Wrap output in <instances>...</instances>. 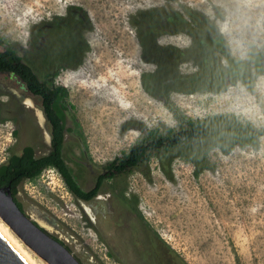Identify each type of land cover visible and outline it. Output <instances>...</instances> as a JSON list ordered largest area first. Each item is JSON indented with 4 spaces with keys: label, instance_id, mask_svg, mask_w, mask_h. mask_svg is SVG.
Instances as JSON below:
<instances>
[{
    "label": "rangeland",
    "instance_id": "1",
    "mask_svg": "<svg viewBox=\"0 0 264 264\" xmlns=\"http://www.w3.org/2000/svg\"><path fill=\"white\" fill-rule=\"evenodd\" d=\"M52 1L41 12H33L21 2L19 8L27 9L23 15L4 3L7 11L0 16V37L20 53L40 80L57 71L55 84L68 90L72 108L67 120L69 132L65 136L63 159L79 186L83 190L93 187L103 167L129 154L133 146L148 141L150 131L166 136L168 130L184 129L185 119L206 121L204 128L208 132L197 144L153 152L123 180L106 181L100 192L105 196L110 190L120 191L123 186L136 201L142 220L184 264H264V0ZM69 6L82 8L92 28L83 30L79 36L57 25L51 36L38 46L32 39L35 27L66 15ZM151 8L180 12L185 21H188L186 10H194L215 23L230 55L251 64L249 74L244 76L247 85L236 81L218 92H171L167 101L178 110L180 118L162 99L146 93L141 76L155 72L156 65L151 53L144 55L135 21L141 12ZM10 15L18 19L13 25L6 20ZM175 27L176 32L175 28L171 29L173 32L161 31L153 40L155 45L182 51L191 48L193 41L186 29L177 24ZM106 53L114 57L119 54L124 65L136 73L135 91L128 89L126 96L121 94L115 100L110 96L112 90L108 83L103 94H97L98 82L105 78L101 66H108L109 62ZM178 71L192 74L197 66L187 56L178 63ZM80 83H84L89 94L82 92ZM92 94L90 101L88 97ZM14 99L0 92V166L25 145L33 147L37 157L49 151L48 126L40 105L36 109L27 108L23 103L15 104ZM104 99L118 100V104L109 103L103 109L116 104L113 109L122 111L120 117L89 113L92 106L87 103L94 102L97 106L93 107H99ZM121 104L130 107L125 110ZM28 106L31 107L30 103ZM223 117L263 132L254 142L234 145L223 152L221 147H213L216 143L229 147L230 143L223 141L226 127ZM194 159L198 167L205 164V169L197 170ZM17 197L24 211L39 224L43 222L51 227L55 232L51 234L65 243L82 264H108L98 230L91 226L80 202L66 190L55 170L47 169L35 181L22 182ZM101 207L100 203L93 205L99 215ZM22 245L38 264H47Z\"/></svg>",
    "mask_w": 264,
    "mask_h": 264
},
{
    "label": "trees",
    "instance_id": "2",
    "mask_svg": "<svg viewBox=\"0 0 264 264\" xmlns=\"http://www.w3.org/2000/svg\"><path fill=\"white\" fill-rule=\"evenodd\" d=\"M186 12L188 21L184 20L180 12L168 13L160 8H151L141 12L135 21L138 41L144 55L151 53V56H154L152 62L156 65L155 72L142 74V87L150 96L162 99L166 107L178 118H180L178 110L170 106L167 101L171 92L191 93L203 90L218 92L225 90L230 82L236 81L247 85L244 76L249 74L251 66L250 63L230 55L226 41L215 23L197 11L186 10ZM176 24L178 27L183 26L190 35L193 41L191 48L182 51L171 46L157 47L153 42L156 36L161 31L173 32L174 30L171 29L174 28L175 32L178 31ZM57 25L68 28L73 35L79 36L83 30L92 28L91 20L82 8L69 6L66 15L56 16L38 24L32 39L40 46L51 36L52 30H55ZM43 34L45 37H42ZM187 56L197 66V71L192 74H182L178 71V63L187 59ZM0 73L16 76L30 95L39 97L50 135L51 146L48 154L37 157L33 148L25 145L0 166V187H10L11 194L20 209L22 205L16 197L19 185L25 181H35L47 169L56 171L68 192L74 197L88 201L95 196L105 177L119 175L129 169H137L153 152L173 150L184 145L193 146L208 132L204 128L206 121L189 119L184 120L186 123L184 129L178 132L168 130L166 136H158L156 131H150L148 141L133 146L129 154L103 167L101 170L107 172L97 178L94 189L86 192L76 182L63 159L65 136L69 132L67 120L72 105L69 103L66 87L55 84L57 71L46 74L45 80H40L20 53L14 47L6 45L0 37ZM223 120L226 125L223 141L230 143L229 147L219 143L213 144V147H221L223 152H227L234 145L243 146L252 143L263 132L253 129L250 125L240 124L232 118L223 117ZM196 160L194 159L193 162L198 167ZM205 166L203 164L197 170L205 169Z\"/></svg>",
    "mask_w": 264,
    "mask_h": 264
},
{
    "label": "flooded vegetation",
    "instance_id": "3",
    "mask_svg": "<svg viewBox=\"0 0 264 264\" xmlns=\"http://www.w3.org/2000/svg\"><path fill=\"white\" fill-rule=\"evenodd\" d=\"M0 92L9 94L10 97L15 98V104L23 103L27 108L36 109L40 105L39 97L30 95L21 80L10 73H0ZM23 100L28 101L31 107L26 105ZM11 103H14V101H11ZM132 170L135 169H129L112 177H105L95 196L88 201L80 200L69 192L78 203L86 204L92 211L93 219L84 213L91 226L99 232L104 258L108 261V264H184L178 256L173 255L172 249L166 243L158 239L152 227L142 220L137 210L136 201L129 197L123 186L120 191L118 189L110 190L111 192L109 191L105 196H102L100 191L106 181L118 178L123 180L125 175ZM106 172L101 171L97 178ZM96 184L97 179L93 187L84 191H91ZM17 200L21 202L18 197ZM99 203L102 206L101 208H103L101 215L93 209V205ZM21 209L24 210L23 205ZM49 233L54 239L62 243L81 263L78 256L65 243L54 237L51 232Z\"/></svg>",
    "mask_w": 264,
    "mask_h": 264
},
{
    "label": "water",
    "instance_id": "4",
    "mask_svg": "<svg viewBox=\"0 0 264 264\" xmlns=\"http://www.w3.org/2000/svg\"><path fill=\"white\" fill-rule=\"evenodd\" d=\"M46 135L50 147L48 131ZM0 219L28 249L45 263L81 264L62 243L54 239L36 220L18 207L9 186L0 187ZM0 264H35L1 226Z\"/></svg>",
    "mask_w": 264,
    "mask_h": 264
},
{
    "label": "bare ground",
    "instance_id": "5",
    "mask_svg": "<svg viewBox=\"0 0 264 264\" xmlns=\"http://www.w3.org/2000/svg\"><path fill=\"white\" fill-rule=\"evenodd\" d=\"M21 2H24L26 5H27V7H29L31 10H33V12H39L42 8H46V7H48L50 4L49 3H54L52 0H0V16H2L3 15V13H4V11L6 10V8H5V6H4V3H6V4H8L9 5V7L11 6L12 7V9H14V10H17L16 12H19V13H21L22 15H23V13L25 12L26 13V10L24 9V10H21L20 8H21V4H19V3H21ZM3 3V4H2ZM217 3V2H216ZM47 4H49V5H47ZM20 5V6H19ZM255 5V4H254ZM23 6H25V5H23ZM20 7V8H19ZM26 7V6H25ZM11 9V10H12ZM9 10V9H8ZM7 11V10H6ZM41 12V11H40ZM17 15V14H16ZM15 15V16H16ZM15 16H7V18H6V20H7V22H8V24L9 25H13V23H14V21H17L18 19L15 17ZM6 17V16H5ZM4 18V17H3ZM16 24H18V23H16ZM15 25V24H14ZM123 38V37H122ZM130 40V39H129ZM120 41V40H119ZM118 41V42H119ZM122 44V43H121ZM120 44V45H121ZM99 45V44H98ZM131 45V44H130ZM104 46H106V45H104ZM118 46H119V44H118ZM123 46V45H122ZM107 47V46H106ZM105 47V48H106ZM131 47V46H130ZM106 51H107V49H105ZM109 51V50H108ZM105 52V51H104ZM115 53V52H114ZM116 53H118V52H116ZM107 54V53H106ZM102 55V54H101ZM104 55H105V53H104ZM103 55V56H104ZM102 56V57H103ZM107 56V58H108V66L106 65V66H101V69H103V73H104V75H105V78L103 77L100 81H99V79H98V83H100L99 84V86L100 87H98V88H100L99 89V91L97 92V94L100 96V94L99 93H102L103 94V91H105V89L107 88V86L106 85H111L110 87H111V90H112V93H111V97H114V100H115V97L116 96H121V94H125V96H126V93H128V89L131 91H135V88H137V87H135V82H136V73H135V71H134V73L133 72H131L130 71V69L126 66V65H124V63H123V60L120 58V55L119 54H117V56H116V54H115V57L114 56H112V54H107L106 55ZM95 57H97V56H95ZM101 57V56H100ZM97 60V59H96ZM95 60V61H96ZM98 60H100L99 58H98ZM101 61V60H100ZM96 63V62H95ZM99 63V62H98ZM102 63H104V62H102ZM106 63V62H105ZM95 66V65H94ZM96 66H97V64H96ZM100 68V67H99ZM83 69V68H82ZM97 69V68H96ZM99 70V69H98ZM90 71V70H89ZM92 71V70H91ZM100 71V70H99ZM84 72V71H83ZM96 72V71H95ZM101 72H102V70H101ZM80 73V72H79ZM102 73V74H103ZM86 74H87V72H86ZM85 74V75H86ZM99 74V73H98ZM102 74H101V76H99L100 78L102 77ZM83 75H84V73H83ZM103 75V76H104ZM93 76V75H92ZM87 77V76H86ZM85 77V78H86ZM88 77H89V74H88ZM94 77V76H93ZM97 77V76H96ZM91 78V77H90ZM82 80V79H81ZM83 81H86V79L84 80L83 79ZM89 81H90V79H89ZM92 81V80H91ZM93 82V81H92ZM95 82V81H94ZM91 83V82H90ZM96 83V82H95ZM97 83V84H98ZM106 83H108V84H106ZM81 85H82V92L84 93V94H89V92H88V89H86L85 88V86H83V84L82 83H80ZM89 84V83H88ZM88 86V85H87ZM91 86V85H90ZM98 86V85H97ZM96 86V87H97ZM3 87V86H2ZM89 88V87H88ZM91 88H92V86H91ZM78 89V92L80 91L79 90V88H77ZM93 89V88H92ZM96 89V88H95ZM108 90V89H107ZM89 91H90V89H89ZM93 91V90H92ZM131 91V92H132ZM94 92V91H93ZM108 92V91H107ZM138 92V91H137ZM90 93H91V91H90ZM109 93V92H108ZM79 94V93H78ZM81 95H82V93H80ZM96 94V95H97ZM138 94V93H137ZM95 95V94H94ZM106 95H108L107 93H106ZM133 95V94H132ZM86 96H88V95H86ZM86 96H85V98H86ZM98 96V97H99ZM124 96V97H125ZM130 96V95H129ZM135 96V95H134ZM137 96V95H136ZM83 97V96H82ZM93 94H92V96H89L88 98H89V100L90 101H92L93 100ZM102 97H104V96H102ZM122 97V96H121ZM137 97H139V96H137ZM143 97V96H142ZM21 98V97H20ZM126 98V97H125ZM128 98H130V97H128ZM95 99V98H94ZM99 99V98H98ZM101 99V98H100ZM121 99V98H120ZM119 99V100H120ZM133 99V98H132ZM140 99H141V97H140ZM88 100V99H87ZM95 100H97V98L95 99ZM117 100V99H116ZM143 100H145L144 98H143ZM24 101V103L25 104H27V105H29V102L28 101H26V100H23ZM100 101H102V99L100 100ZM129 101H131V100H129ZM86 102V101H85ZM88 102V101H87ZM124 102H125V100H124ZM124 102H123V104H124ZM109 103H117L118 104V100H117V102L115 101V102H112L111 101V99H104L103 100V102H101L99 105V107H93V105H94V102H92V103H87L88 105H90V106H92L91 107V109L89 110V113H94V114H98V115H100L101 117L102 116H105V117H112V116H114V115H117L118 114V116H119V113H120V111L121 110H118V109H113V108H115L117 105L116 104H114L113 105V108H104L103 109V107H104V105H105V107L107 106V105H109ZM121 103H122V101H121ZM123 104H121L122 106H123ZM129 104V103H128ZM96 105V104H95ZM94 105V106H95ZM125 105V104H124ZM97 106V105H96ZM112 106V105H111ZM110 106V107H111ZM120 106V105H119ZM129 107H130V105H128ZM128 106H126V108L128 107ZM135 106H136V104H135ZM124 107V106H123ZM118 108V107H117ZM125 108V107H124ZM126 108H125V110H126ZM133 108V107H132ZM122 109V108H121ZM130 109V108H129ZM123 110V109H122ZM133 110H135V109H133ZM137 110V109H136ZM130 111V110H129ZM132 111V110H131ZM122 112V111H121ZM127 112V111H126ZM133 112V111H132ZM128 113V112H127ZM131 113V112H130ZM129 113V114H130ZM129 114H127V115H129ZM134 114H135V112H134ZM121 116V115H120ZM119 116V117H120ZM124 116V115H123ZM130 116V115H129ZM133 116V115H132ZM118 119V117H116L115 116V119ZM114 119V118H113ZM114 119V120H115ZM120 119V118H119ZM101 120V119H100ZM99 120V121H100ZM108 120H110V119H108ZM116 121V120H115ZM101 122V121H100ZM113 122V121H112ZM117 122V121H116ZM96 124V123H95ZM113 124V123H112ZM98 125H100V124H98ZM108 125H110V124H108ZM112 126V125H111ZM100 127H102V124L100 125ZM104 127V126H103ZM110 127V126H109ZM108 128V127H107ZM104 130V129H103ZM102 130V131H103ZM105 131V130H104ZM101 132V131H100ZM106 132V131H105ZM99 133V132H98ZM102 133V132H101ZM104 134V133H103ZM217 185V184H216ZM226 200V199H225ZM216 203V202H215ZM80 205H81V207H82V209L84 210V212L86 213V215L88 216V217H90L91 219H93V215H92V211L89 209V207L86 205V204H83V203H80ZM198 205V204H197ZM204 216V215H203ZM222 218V217H221ZM41 227H43L45 230H47V231H49V232H51L52 234H54L55 232H54V230L53 229H51V227H49L48 225H46L45 223H43V222H40V224H39ZM0 226L5 230V232L18 244V246L30 257V259L35 263V264H38L37 263V261L33 258V256H32V254L28 251V250H26V248L22 245V243L16 238V236H14L12 233H11V231L8 229V227H7V225H4L1 221H0ZM237 226V225H236ZM210 234V233H209Z\"/></svg>",
    "mask_w": 264,
    "mask_h": 264
}]
</instances>
